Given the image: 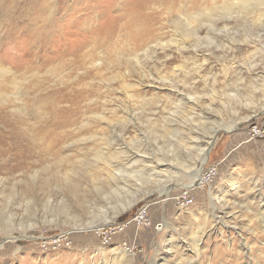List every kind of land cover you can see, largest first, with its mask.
I'll return each instance as SVG.
<instances>
[{
	"label": "rangeland",
	"instance_id": "374dc122",
	"mask_svg": "<svg viewBox=\"0 0 264 264\" xmlns=\"http://www.w3.org/2000/svg\"><path fill=\"white\" fill-rule=\"evenodd\" d=\"M223 2L0 0V264H264V6Z\"/></svg>",
	"mask_w": 264,
	"mask_h": 264
},
{
	"label": "bare ground",
	"instance_id": "6f19581e",
	"mask_svg": "<svg viewBox=\"0 0 264 264\" xmlns=\"http://www.w3.org/2000/svg\"><path fill=\"white\" fill-rule=\"evenodd\" d=\"M139 3L138 4H136V5H143V7H145L146 6V4L147 3H149V2H152V1H156V0H137ZM166 1V0H165ZM180 1V0H179ZM214 2H216L217 0H213ZM222 1V0H221ZM255 1V0H254ZM164 2V1H163ZM166 3V2H165ZM171 3V2H170ZM178 3V2H177ZM158 4V3H157ZM187 4H189V3H187ZM254 4V2H252V0H224V2H223V4L222 5H218L217 6V8L218 9H220V10H222V12H224V13H222V14H224L225 16V19H227V20H231L233 17H234V15L235 16H237V18H240V14L237 12V10L238 9H243V10H248V9H250V7L251 6H256V8H261L262 6H264V2L262 3V2H257V4L256 5H253ZM150 5V4H149ZM155 5V4H154ZM173 5V4H172ZM177 5V4H176ZM151 6V5H150ZM159 6V5H158ZM152 7V6H151ZM156 7V6H155ZM216 7V6H215ZM127 8V7H126ZM146 8V7H145ZM154 8V7H153ZM182 8V7H181ZM128 9V8H127ZM133 9V8H132ZM131 9V10H132ZM139 9V8H138ZM158 9V8H157ZM207 10H206V12H211V11H213L214 10V7L213 8H211V10H209L208 8H206ZM129 10V9H128ZM215 10H217V9H215ZM130 11V10H129ZM137 12V11H136ZM141 12V11H140ZM219 12V11H218ZM146 13H147V11H146ZM200 13L201 12H198L197 14H195V15H199V16H201L203 13H205V11H203L202 13H201V15H200ZM143 14V13H142ZM149 14V13H148ZM148 14H147V16H148ZM194 14V13H193ZM221 14V13H220ZM131 15V14H130ZM190 15V14H189ZM144 16V15H143ZM134 18V17H133ZM237 18H235V19H237ZM153 19V18H152ZM151 19V20H152ZM149 20V19H148ZM145 21V20H144ZM204 21V20H203ZM149 22V21H148ZM191 22V21H190ZM206 22V21H205ZM131 23V22H130ZM147 24V23H146ZM145 24V25H146ZM189 25V24H188ZM138 26V25H137ZM142 27V26H141ZM148 29V28H147ZM218 131H220V130H218ZM218 131H216L215 133H214V135H213V137L216 135V133L218 132ZM231 131V129H229L228 130V132H230ZM190 133V132H189ZM195 140H197V139H194V141ZM212 140V139H211ZM208 144H210V143H208ZM208 150V148H205V149H202L201 150V154H200V156L198 157V159L202 162V165L207 161V155H208V152H206ZM137 156V155H136ZM165 161H163V162H161V163H158V162H154V168H152V171L153 172H155L156 173V175H157V177H162V174L163 173H168L169 175H170V172L169 171H167V170H165L164 171V168L166 167L164 164ZM195 176H194V178L192 179L193 181L191 182V183H189L187 186H186V194L188 195V194H191V193H193L196 189H195V187L196 186H200L201 184H203V181H204V174H203V169L202 168H199V167H196V169H195ZM173 173L174 172H172V175H173ZM175 174V173H174ZM177 175V174H176ZM183 185V184H182ZM182 187H184V186H182ZM170 189V188H169ZM168 191V190H167ZM166 191V196H167V199L165 198L164 199V201L165 202H170V201H177V200H181V194L179 193V194H175V195H170V193H168ZM183 195H185V194H183ZM213 199V198H212ZM220 199V198H219ZM213 201V200H212ZM175 203V202H174ZM214 204V203H213ZM226 205V204H225ZM215 207V206H214ZM217 207V206H216ZM218 209V208H217ZM224 209H225V206H224ZM224 209H220L221 210V213H222V210H223V212H224ZM218 211V210H217ZM147 212V211H146ZM225 213V212H224ZM213 214V213H212ZM212 218V217H211ZM222 218V217H221ZM77 230H79V229H77ZM75 231V232H79V233H89V232H98L99 233V231L101 230V227H97V226H94V224L93 225H90V226H88V227H84V228H81L80 229V231ZM71 234H74V233H71ZM8 236L6 237V242L7 243H10V244H14L15 243V241L17 240V238H15V235H12V234H7ZM28 236V235H27ZM26 235H25V237H27ZM24 237V238H25ZM30 237V236H29ZM27 239V238H26ZM15 240V241H14ZM34 240V239H33ZM202 241V240H201ZM195 245V244H194ZM2 246V245H1ZM191 247V246H190ZM194 247H196V245L194 246ZM2 248V247H1ZM8 250V249H7ZM198 250V249H197ZM21 251V249H16V251L15 252H20ZM199 251V250H198ZM194 252H195V250H194ZM197 252V251H196ZM200 252V251H199ZM196 254H198V253H196ZM199 256V255H198Z\"/></svg>",
	"mask_w": 264,
	"mask_h": 264
},
{
	"label": "built area",
	"instance_id": "2783aa9c",
	"mask_svg": "<svg viewBox=\"0 0 264 264\" xmlns=\"http://www.w3.org/2000/svg\"><path fill=\"white\" fill-rule=\"evenodd\" d=\"M249 136H250V141H253V140H255V139H257V138H259V137H261V138H264V130H258V128L257 127H254V129L252 130V131H250L249 132ZM208 175V174H207ZM207 179L204 177V181H206ZM203 181V182H204ZM145 213L146 212H143V211H141L139 214H138V217L139 216H143V219L146 221L143 225H146V226H150V220H146V218L144 217V215H145ZM135 221H140V218H137ZM142 221H140V223H141ZM141 225V224H140ZM107 228V227H106ZM106 228H102L100 231H99V237H101V236H103V240H104V244H107V243H109L111 240H112V233H110V232H108L107 230L108 229H106ZM116 229V228H115ZM114 229V230H115ZM98 233V232H97ZM63 238L64 239H68L66 236H64V237H62V238H60V239H58V240H56L55 242L56 243H48L46 240V242L44 241V247L46 248V249H48V247L50 246V245H57V243H61L62 242V240H63Z\"/></svg>",
	"mask_w": 264,
	"mask_h": 264
}]
</instances>
